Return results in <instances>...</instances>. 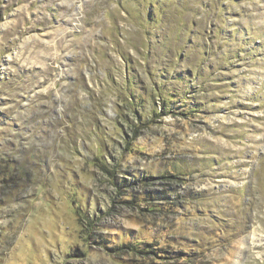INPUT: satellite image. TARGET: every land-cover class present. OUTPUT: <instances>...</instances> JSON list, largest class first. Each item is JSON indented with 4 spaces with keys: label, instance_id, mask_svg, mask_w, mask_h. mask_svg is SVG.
Returning <instances> with one entry per match:
<instances>
[{
    "label": "rangeland",
    "instance_id": "obj_1",
    "mask_svg": "<svg viewBox=\"0 0 264 264\" xmlns=\"http://www.w3.org/2000/svg\"><path fill=\"white\" fill-rule=\"evenodd\" d=\"M0 264H264V0H0Z\"/></svg>",
    "mask_w": 264,
    "mask_h": 264
},
{
    "label": "trees",
    "instance_id": "obj_2",
    "mask_svg": "<svg viewBox=\"0 0 264 264\" xmlns=\"http://www.w3.org/2000/svg\"><path fill=\"white\" fill-rule=\"evenodd\" d=\"M149 178H151V177H147V179H149ZM146 179V178H145ZM121 248V247H120ZM151 252H153L152 250H150Z\"/></svg>",
    "mask_w": 264,
    "mask_h": 264
}]
</instances>
